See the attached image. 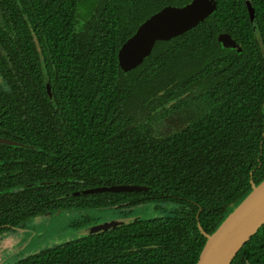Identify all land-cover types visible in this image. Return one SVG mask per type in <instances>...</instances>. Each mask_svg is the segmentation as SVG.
<instances>
[{"label":"trees","instance_id":"trees-1","mask_svg":"<svg viewBox=\"0 0 264 264\" xmlns=\"http://www.w3.org/2000/svg\"><path fill=\"white\" fill-rule=\"evenodd\" d=\"M189 1L0 0L6 135L34 146L0 144V232L57 209L72 211L78 229L99 223L91 210L100 206L126 219L59 243L39 239L6 264H195L205 240L198 224L211 232L264 178V48L251 45L264 43V0H251L259 34L245 0H215L208 17L157 40L134 69L118 67L140 22ZM224 31L243 49L218 42ZM219 62L232 95L214 120L210 106L194 112L185 92L209 83ZM122 183L149 189L63 196ZM136 206L148 214L133 219ZM230 264H264V224Z\"/></svg>","mask_w":264,"mask_h":264},{"label":"water","instance_id":"water-1","mask_svg":"<svg viewBox=\"0 0 264 264\" xmlns=\"http://www.w3.org/2000/svg\"><path fill=\"white\" fill-rule=\"evenodd\" d=\"M215 0H190L184 5H164L138 24L131 36L121 43L117 51V64L122 72H127L138 66L147 57L157 40H168L180 35L208 17L214 10ZM245 4L254 32L258 23L251 0ZM216 40L227 47L240 48L236 40L228 31L216 34ZM43 78L46 91L52 96L51 84L47 69L42 62ZM0 142L25 147H34L10 138L0 137ZM45 183V182H40ZM39 184L33 182L31 186ZM143 184H112L79 189L65 193L63 196L79 195L102 191H140L148 190ZM47 211L45 215L59 214ZM135 216L133 219L137 218ZM126 222V219H116L90 224L83 229L84 233H94L107 230ZM264 224V178L257 184L251 182V188L237 202L231 204L223 214L219 223L211 232H205L198 224V228L205 236L204 243L195 264H230L243 244Z\"/></svg>","mask_w":264,"mask_h":264},{"label":"rangeland","instance_id":"rangeland-1","mask_svg":"<svg viewBox=\"0 0 264 264\" xmlns=\"http://www.w3.org/2000/svg\"><path fill=\"white\" fill-rule=\"evenodd\" d=\"M173 126L174 125L170 126V128ZM166 128V125H164V129ZM134 210L136 213L135 216H138V214L142 216L148 214L145 209L140 206H136ZM164 211L165 210L161 212V210H159L157 212V210H155L156 213L153 214L158 215ZM91 214L99 220L98 222L116 220L117 218L125 219L123 217H117L119 213L112 212L104 206L92 209ZM74 217L75 214L72 211L66 210L61 211L59 214L40 215L33 218L26 226L22 227L21 230L19 229L20 231H7L5 234H2L0 237V264H6L12 261L17 254L23 251L27 253L34 252L35 243L39 239L43 243L42 246H44L49 243V236H52L55 243H59L64 240L72 239L80 235V233H84V228L78 229L75 225H72ZM38 249L36 251H38Z\"/></svg>","mask_w":264,"mask_h":264},{"label":"flooded vegetation","instance_id":"flooded-vegetation-1","mask_svg":"<svg viewBox=\"0 0 264 264\" xmlns=\"http://www.w3.org/2000/svg\"><path fill=\"white\" fill-rule=\"evenodd\" d=\"M257 34L260 33V27L258 25V29L257 31L255 32ZM224 44V43H223ZM239 45L241 46V49H243V45L242 43ZM252 46H254L256 49L259 47L260 50H262L264 48V43H263V40L260 36L256 37L254 39V41L251 43ZM5 45L1 44L0 43V49L1 51H6L5 49ZM1 58H3L2 60L5 61V58H4V55H1ZM230 56H228V59L226 61H224V63L226 64L228 61L230 62ZM261 63V62H260ZM220 62L219 63H216L213 68L210 69V75H209V83H196L193 87V92H185L187 94H191V97H192V100L191 102H193V111L196 112L198 114L203 115L205 114L207 111L209 106L211 107L212 109V114H213V119L215 120V114L220 112V106L222 104H225L227 107L229 106V103L230 101L229 98L231 97V86H230V83H231V80L228 79V75L230 74V69H228V67H224V68H221L219 66ZM221 69H223V74L221 75L220 74V71ZM4 72V69L0 68V104L2 105V113L0 114V137H3V138H10V139H13L11 138L10 136H7L6 135V127H5V123H4V112H5V102L4 99H3V93L2 91L5 90L6 88V85L4 86V82H3V78L1 77V74ZM226 80V83L225 85H222L219 83V81L221 80ZM230 81V82H228ZM243 86H241L242 88ZM247 87V86H246ZM206 88L209 89V91H206ZM235 90V89H233ZM195 92V93H194ZM197 105V108L196 106ZM198 117V116H196ZM13 140H16V139H13ZM16 141H19V140H16ZM22 142V141H20ZM0 144H5V143H2L0 142ZM9 145V144H8ZM3 162L0 161V165H2ZM2 171H0L1 173ZM6 172H2V174H5ZM132 210V209H131ZM3 225H7V223H2L0 224V228L3 226ZM19 229L21 230L22 227H19ZM18 228H15L14 230H4V231H1L0 232V237L2 234H5L7 231H18L19 230ZM19 230V231H20Z\"/></svg>","mask_w":264,"mask_h":264}]
</instances>
